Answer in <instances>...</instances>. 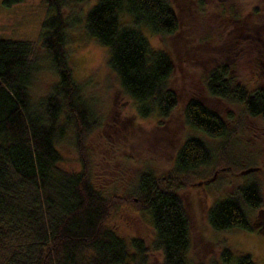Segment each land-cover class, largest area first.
<instances>
[{"label": "trees", "instance_id": "1", "mask_svg": "<svg viewBox=\"0 0 264 264\" xmlns=\"http://www.w3.org/2000/svg\"><path fill=\"white\" fill-rule=\"evenodd\" d=\"M22 1L2 4L10 7ZM70 1L44 0L53 13L42 22L40 43L57 80L35 101L29 92L36 69L32 43L0 38V264H126L135 256L144 262L148 251L133 238L130 246L135 252L129 254L124 240L107 227L114 199H107L90 179L83 139L92 114L64 52L66 23L61 9ZM172 4L173 0H96L84 13L85 31L106 47L107 66L142 118L151 113L166 118L178 107L167 83L173 70L171 56L153 47L144 34L145 29L171 36L178 30L179 15ZM257 44L264 47L263 41ZM203 82L211 97L240 104L242 111L264 124L263 87L249 90L226 63L210 68ZM180 111L184 124L198 134L183 136L164 175L140 170L129 191L131 198H120L131 200L135 210L149 216L150 247L161 252V264H254L249 254L233 258L226 247L218 251L217 260L193 262L189 256V222L178 192L200 166L212 162L213 153L199 134L227 140L231 129L196 97H189ZM66 127L74 134L78 170L59 166L56 143ZM262 194L259 180L252 176L206 209L209 227L250 230L247 213L261 208Z\"/></svg>", "mask_w": 264, "mask_h": 264}, {"label": "rangeland", "instance_id": "2", "mask_svg": "<svg viewBox=\"0 0 264 264\" xmlns=\"http://www.w3.org/2000/svg\"><path fill=\"white\" fill-rule=\"evenodd\" d=\"M95 1L73 0L62 7L64 52L92 114L83 139L90 179L101 194L114 199L105 224L124 240L129 254L135 252L130 246L133 238L148 247L144 262L135 256L126 264L162 262L161 252L150 247L153 229L149 216L135 210L131 200L120 197L131 198L129 191L140 170L149 168L156 176L164 175L183 136L198 134L181 116L180 107L189 97L216 110L231 129L227 140L199 134L213 153L212 162L200 166L178 192L189 222V256L193 262L217 260L218 251L226 247L233 258L246 253L254 264H264V212L259 213L264 211V124L242 111L240 104L211 97L203 82L210 68L226 63L231 75L249 90L264 88V47L257 44L264 42V0H173L179 15L178 30L171 36H159L144 29L150 44L167 51L173 61L167 83L177 96L178 107L166 118L155 113L145 118L136 114V102L121 90L116 74L106 64V47L85 31L84 13ZM52 13L44 0H24L10 7L0 0V38L33 45L36 69L29 92L34 101L57 80L40 43L42 22ZM59 139V166L78 170L72 128L66 127ZM252 176L259 180L263 203L247 213L251 229H211L206 209Z\"/></svg>", "mask_w": 264, "mask_h": 264}]
</instances>
